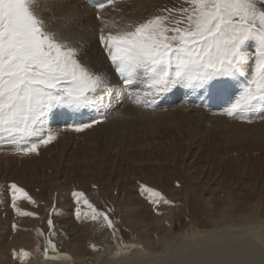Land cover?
Masks as SVG:
<instances>
[{
    "label": "rangeland",
    "instance_id": "374dc122",
    "mask_svg": "<svg viewBox=\"0 0 264 264\" xmlns=\"http://www.w3.org/2000/svg\"><path fill=\"white\" fill-rule=\"evenodd\" d=\"M154 2L149 7L150 4L139 6L146 8L139 19L133 22H143L155 15H168L167 9L187 6L184 0ZM49 3L55 7L54 14L44 16L53 30L60 31L67 42L84 51L95 48L103 53L105 62L112 70L105 73L111 84V94L105 96L103 104L82 111L67 107L59 109L66 113V118L89 114L90 118L81 124L102 118L100 123L93 124L97 127L88 131L91 132L89 136H86L87 133L66 135L58 140L60 135L70 132L71 126L52 128L47 123L56 132V138L47 145H41L35 153L13 158L11 154L15 155L16 152L12 146H0V264H9L8 252H12L9 248L15 249L17 245L27 248L28 244L35 246L32 250L35 257L40 254L43 260L58 257L62 259L59 264L73 260L70 251L60 247L52 238L56 223L67 224L75 230L79 242L84 246L81 253L85 250L90 259L98 254L104 253L100 255L103 257L115 252L119 241L122 243L119 246L127 245L129 248L139 245L145 248L143 243H146L149 252L159 253L164 249L162 244L167 246V241L173 238L180 240L182 234L187 231L191 233L194 228L202 232L201 236L216 237L227 231L245 230L244 223H240L238 218L245 219L243 217L247 213L253 214L252 219H264V131L257 134L259 129L254 126L243 128L233 125L241 122L243 125L255 124V120L247 123L222 114L235 96L234 99L229 98L228 105H221L218 98L222 97L209 89L206 95L209 99L217 100L210 106L212 109H208L206 101L198 105L187 102L148 108L132 102L130 104L124 97L117 98L125 85L99 43L98 30L102 25L96 19V12L87 10L79 0H49ZM110 8H104L101 16L111 14ZM82 27L86 30L81 31ZM249 43L254 45V42ZM86 61L94 70L100 71L90 58ZM141 82L137 80L135 83ZM130 93H136L135 89ZM56 109L47 118L50 123L63 115ZM135 109L144 115L135 121L129 118L133 126L125 132L129 134L122 132L124 135H110L108 138L104 130L96 131L113 117L126 116ZM99 113H104V116ZM196 114H200L202 119L198 125H193L195 129L201 127V133L192 130L185 133L181 126L169 125L195 119ZM207 115L218 117V120L212 118L216 122L212 121L204 127L202 125ZM91 140H99V146L89 145ZM142 144L147 147L142 148ZM153 145L157 148H153ZM55 182H59V190H55ZM11 184H16L27 193V197L17 194L15 208L12 206ZM144 188L158 192L159 197L153 198ZM75 192L83 193L97 211L107 213L114 227H107L103 219L92 220L84 215L90 210L83 201L79 205L76 203L73 196ZM89 193L100 197V205L90 202ZM145 197L152 202H148ZM77 207L81 210L79 217L76 215ZM225 210L227 216L224 218ZM131 222L139 233L131 227ZM17 233L20 237L25 234L27 237L23 241L16 237L13 244L12 236ZM187 237L186 243L191 248L202 245L196 242L199 241L197 234ZM163 238L165 242L161 243ZM49 241L55 244L56 251H52ZM43 250L46 252L42 253ZM183 251L175 252L181 254ZM124 252L123 256L130 255L131 249L126 248ZM23 259L18 264H25L27 257ZM190 259L192 262L188 263ZM88 262L86 264H95L91 260ZM181 263L202 264V260L196 261L186 256V261Z\"/></svg>",
    "mask_w": 264,
    "mask_h": 264
},
{
    "label": "snow or ice",
    "instance_id": "6c2138e0",
    "mask_svg": "<svg viewBox=\"0 0 264 264\" xmlns=\"http://www.w3.org/2000/svg\"><path fill=\"white\" fill-rule=\"evenodd\" d=\"M48 3L0 0V146L10 145L19 155L35 153L56 138L47 118L57 107L79 111L103 104L111 94L108 76L94 70L84 59L87 53L46 21ZM111 3L115 0L93 5L102 25L98 40L126 85L146 82L147 91L130 94L132 103L154 105L156 97L177 85L212 89L219 97H230L238 87L223 115L252 123L264 111V0H184L187 6L167 9L168 15L124 25L101 16ZM100 122L98 118L71 127L80 132ZM10 188L15 208L17 194L27 193L16 184ZM144 191L153 198L160 195ZM73 196L90 210L84 215L114 227L83 193ZM76 215H81L79 207ZM48 243L56 251L55 244ZM128 247L118 245L107 264H122Z\"/></svg>",
    "mask_w": 264,
    "mask_h": 264
},
{
    "label": "bare ground",
    "instance_id": "6f19581e",
    "mask_svg": "<svg viewBox=\"0 0 264 264\" xmlns=\"http://www.w3.org/2000/svg\"><path fill=\"white\" fill-rule=\"evenodd\" d=\"M79 2L82 3V5L87 10L92 11V12H96V9L93 7V5L95 3H106L107 0H79ZM154 3H155L154 0H127V1L115 0V3L108 4V6L105 7V9H108V8H110L111 5L114 6V7L110 8L111 14H105L102 17L104 20H107L110 22H115L118 25H124L126 23L133 22V21L139 19V17L142 15V11L146 8L145 6H142V7H139V6H141L142 4H144V5L150 4V5H148V7H149V6H152ZM54 8L55 7L49 3L45 7V11L43 14L45 16H52L54 14ZM85 52L87 53V56H85L84 59L86 60L87 58H90L95 63V67L97 69H99L100 71H103L104 73L112 72L110 66L105 62V57H104L103 53L95 50V48H90L88 50H85ZM122 82H124V81H122ZM123 85H125V87L122 89V92L118 95L117 98L124 97L130 104L132 102V96L130 95V94H133V93H130V91L132 89H135L136 93H142V92L148 90L146 82L134 83L131 85H126L124 83ZM235 89H236L235 93L230 96L232 98H233V96H237L239 94V88L237 87ZM206 93L207 92L204 90H202V91H200V89L194 90L191 88H185L183 86L177 85L175 88L171 89L167 93H164V95L156 97V103L154 105L148 106V108H153V107H156V106H159L162 104H165V105L179 104L180 105L182 103H187V102H193V103H196L198 105V104H202L204 101H206L205 104L208 107V109H212L213 107H210V106L214 105L217 100H214L213 98L209 99V97L206 95ZM230 97H222V99L218 98V100L222 103L221 105H225V104L228 105V103H229L228 100ZM112 99H114V97H112ZM149 99H151V98H149ZM207 100H209V101L207 102ZM127 101H125V102H127ZM216 108H218V107H216ZM59 109L60 108L58 107V111H59ZM96 110H97V108H96ZM81 111H82V109H81ZM151 111H149V112H151ZM149 112H147V113H149ZM60 113H62L63 115L56 118L52 123H50L47 120V123H49V125L51 124L52 128H55V126H61V125L79 124V123L84 122L90 118L89 114H83L80 117L73 116V117L66 118L65 117L66 113H64V111L60 112ZM99 114L101 116H104V113H99ZM200 114H196L195 119L194 118L193 119H187V120L185 119L184 121L169 124V125L181 126V128H183L185 133H188L189 131L191 132V130L193 132L198 131L197 133H201V127H199L198 129H195V127L193 125L194 123H197L196 125H198V121H201L202 117ZM141 115H144V114H140V112H138V110L135 109V110H133V112H128V114L126 116L113 117L110 121L108 120L109 122L104 123V125H102L103 128L102 127L97 128L96 131L104 130V134L108 138L110 135L116 136V135L123 134L122 132L125 133L128 131L129 128H131V127L133 128V126H131V123L129 122L130 121L129 118H132L133 121H135V119H139L141 117ZM261 117H264V111L259 112L258 114H256L253 117V120H255V124L243 125L241 122V124L233 123V125H240L243 128L254 126L257 129H259V131L257 130V132H258L257 134H260L264 131V119H262ZM212 118L216 119L218 117H214V116L210 117L209 115H207V117L205 118L206 122L203 123L202 126H204V127H205V125L208 126V124H210L212 121L216 122ZM216 120H218V119H216ZM133 124H136V123H133ZM253 131H255V130H253ZM85 133H87L86 136H89L91 132H85ZM85 133H83V134H85ZM125 134H129V133H125ZM152 136H151V139H152ZM181 136H182V138L184 137L183 134H181ZM97 142H99V140H97L96 142L91 140L88 144L93 145L94 147L99 146L97 144ZM150 145H152V144H150ZM141 147L145 148L147 146L142 144ZM153 148H157V147H154V145H153ZM59 185H60L59 182L53 183V186L56 188L55 190H59ZM52 194H51V199L53 198ZM88 197H89L90 202H93L94 204L100 203V197L98 195L89 193ZM247 214L248 215H245L243 217L245 219H242V218L239 219L238 218L240 223H244L243 228L245 230H243V231H239V230L227 231V232L217 234L216 237H213L211 235L204 237L203 235L202 236L200 235L202 232L195 230V228H194V231H192L191 233L189 231H187L186 233L182 234L183 236L181 237L180 240L174 239V238L171 240H168V238H166L165 240L166 241L168 240L167 246L162 244V246H163L162 249L163 248L164 249H163V251H161L159 253L149 252L148 251L149 248L146 247V243H143L145 248H143V246H140V245L138 247L135 246V248L133 246H130V248L128 247L127 249H131V253H130V255L122 257V264H184L181 262L186 261V256H191V258L196 259V261L202 260V264H264V219L257 218L255 220V219H252L254 216H253V214H251V212L247 213ZM226 216H227V211L225 210V212H223V217L225 218ZM130 225H131V227L134 228V230H136L138 232V229H135V224L133 222H131ZM25 226L27 227V225H25ZM53 230H54L52 233L53 234L52 235L53 240L55 242H57V244L60 247L67 248L70 251V253L73 255V257L75 258V260L73 258L74 261L69 259L68 260L69 262L67 261L66 264H86V262H88L90 260L93 261L95 264H99V263L104 261L103 263L105 264L109 260L110 254L113 253V252H109L106 256L104 255L103 257H101V256L104 253L100 254L101 256L98 254L94 258H92L93 256L91 255L92 259L91 258L89 259V257L86 256L87 253L85 250H84V253H81V249L84 246H82L83 244H81L79 242L80 238L74 229L69 227L67 224L62 225V224L56 223V224H54ZM27 231L29 232L30 230L27 229ZM247 232L250 234H253V235H250ZM190 234H197V236L199 237V241H196V242H197V244L202 243V245H200V244L197 245L195 247V249L191 248L188 245V243H186L187 238H188L187 235H190ZM26 237H27L26 234L23 236L21 235L20 241H23ZM106 239H107V237H106ZM163 242H165L164 238L162 239L161 243H163ZM258 242H260V243H258ZM118 243L122 244V243H120V241ZM33 244H34V242H33ZM113 248L115 249V247H113ZM25 249L30 252V256H29L27 264H53V263L59 264V262L62 260L58 257L57 258H54V257L46 258V260H43L40 254L37 255L38 257H35L36 255H34L32 253L33 245L28 244L27 248H25ZM95 249H96V247H94L93 250H95ZM137 249H140V250H138L134 255L133 253ZM181 249L184 250L181 254H178V252H175L177 250L180 251ZM164 253H166V254H164ZM80 255H82V256H80ZM152 259H154V260H152ZM191 262H192V260L190 259L188 263H191Z\"/></svg>",
    "mask_w": 264,
    "mask_h": 264
},
{
    "label": "crops",
    "instance_id": "0c3cea01",
    "mask_svg": "<svg viewBox=\"0 0 264 264\" xmlns=\"http://www.w3.org/2000/svg\"><path fill=\"white\" fill-rule=\"evenodd\" d=\"M14 157H16V155H13V158ZM14 228L15 227H13L12 230H14ZM25 233H26V231H25ZM16 237L19 238L20 235L17 233L16 236H12V240H13L12 243L13 244H14V240H15ZM34 238H35V236H34ZM33 247L35 248V246H33ZM14 248L15 249L9 248V249H12V252H8V256H9L8 263L9 264H18V263H20L23 260V257L26 256L27 257V260L25 261V264H27L28 263L29 256H30V252L28 250H26L25 247H22V246H18L17 245ZM20 249H22L23 251H19ZM24 253H27L28 255H24ZM34 254H35V252H34ZM0 257H1V254H0Z\"/></svg>",
    "mask_w": 264,
    "mask_h": 264
},
{
    "label": "trees",
    "instance_id": "16d2710c",
    "mask_svg": "<svg viewBox=\"0 0 264 264\" xmlns=\"http://www.w3.org/2000/svg\"><path fill=\"white\" fill-rule=\"evenodd\" d=\"M148 202H152L150 199L149 200H147ZM106 215H107V213H106Z\"/></svg>",
    "mask_w": 264,
    "mask_h": 264
},
{
    "label": "built area",
    "instance_id": "2783aa9c",
    "mask_svg": "<svg viewBox=\"0 0 264 264\" xmlns=\"http://www.w3.org/2000/svg\"><path fill=\"white\" fill-rule=\"evenodd\" d=\"M98 205H100V203H97Z\"/></svg>",
    "mask_w": 264,
    "mask_h": 264
}]
</instances>
